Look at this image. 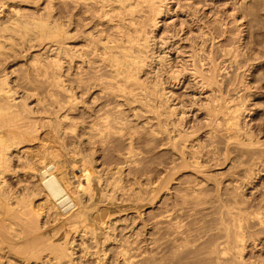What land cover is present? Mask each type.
I'll use <instances>...</instances> for the list:
<instances>
[{
	"label": "rangeland",
	"instance_id": "rangeland-1",
	"mask_svg": "<svg viewBox=\"0 0 264 264\" xmlns=\"http://www.w3.org/2000/svg\"><path fill=\"white\" fill-rule=\"evenodd\" d=\"M190 2H192V3L194 2L193 5H195L197 7L199 6L198 9H200L201 11L199 12L200 17L198 18V20L201 22L200 23L199 22H193V24L188 23L189 25L191 24V30H189V28H188L189 31H187L188 35H189L190 31H192V35L193 34L195 35L197 33L196 30L198 28V25H200V24L202 26L205 25V27H203V30L205 33H207V31H210L208 29L214 27L215 32H216L215 36L217 37L216 38L217 43H216V48H215V51H216L215 54H216V58H217L216 59L217 60L216 61L217 62L216 63L217 64L216 65L217 75H219L218 76L219 77L218 82H219V85L220 84L223 85L221 87H223L222 89L224 90V96H225V98H227L228 101H230V102H228V106L231 105L230 108H232V109H234V107L235 108H240V107L242 108L243 107L242 112H239L240 116H241L239 127L242 126L241 128H239L240 131L239 130L236 131L234 128H232L231 125L229 124L228 119H226L227 116H223V115H220V122H221L220 125H217V127L215 126V128L213 129L212 125L210 126V124H208L209 121L208 120L206 121V119H208V118L206 116L207 111L205 110L204 106L206 104V97H207L206 95H208L207 92H205V91L203 92L202 90H200V88L198 90V87L196 85H193L194 83H192L191 80L190 81L187 80L185 82L180 83L179 85H177V84L176 85L175 84H169L168 85V87H170L168 90L169 93L167 94L169 97L168 98L169 100H168V103L166 106L169 107V105H170L171 108L176 107V108H178V111L185 112L184 114H186V115L183 116L184 118L181 120L182 123L177 121V119H176L177 116L172 118L171 115L167 113L168 114L167 117L170 115V119L172 118L170 120L171 122L165 116L168 121L166 120V118L165 119L162 118L161 119L162 122L160 120V122L162 124V126H161V124H159V120L157 122V118H155L156 115L154 114V116H152L153 114H151V113H154L153 111H150L149 113L143 112V110L144 111L147 110V112H148V110H151V109H147V107L146 108L144 107V109H143V107L141 106L142 104L141 105L139 103H138L139 105L133 104V107L131 106L133 109H131L129 107L132 103L128 104L121 99L120 100L118 99L119 101L115 99V101H117L115 104L112 102L113 98L111 100L110 97H107L110 99L109 104H108L110 107L109 106L106 107L107 111L109 110L108 112L111 111L110 110L111 107H112L111 109H113L114 108L113 106L117 105V107H115V108L119 109L118 107H121L120 109L123 110V112H125V114L122 111H120V109L118 111L122 112L124 115L120 112H118V114H117L116 113L117 110L115 112V108H114L115 113L113 112V110L111 111V114L108 113L109 118H111V120L114 119V116H112V114L113 115L116 114L115 119L117 118L116 119V122H118L117 125H119L120 123L123 122V124H121V125H123V127L120 125L122 127V132L120 133L119 131H121V127L119 126V131H118L116 128L118 126L116 125V123H114L115 119L113 121L109 120L108 121L109 123L113 122V124L110 123V125L112 124V127H110L111 131H112L113 126L115 124V127H114L115 131L113 130L115 133H113L109 130H108L109 131L108 132V131H106V129H105V133H104L103 132L104 130L100 131V129H103V128H102V125L99 126V124L101 122H100L99 118H97V116L100 117V119H101V117L103 115L101 113L104 112V111H102V107L105 108V105H107L108 101L105 102L107 100V98H106V100L105 99H103V101L101 100L102 96H104L105 94L102 95L101 93H99L100 89H97V87H95L97 91L96 90H94V91L96 92V94L97 93L98 94L95 95V92L92 91V89H94L93 88L94 84H93V82L91 84L89 79H87V80H89V82H90L89 84L93 85L92 88H88V86H87V89H88L87 90L85 88L86 86H84V88L80 87V84H78L76 82L77 79H79V76H78V78H76L77 73L79 75L81 74L80 76H82V79H84V82L86 81L88 84V81L85 80L88 77L86 76V78H84L86 74L81 73L82 69L80 67H79L80 70L78 68H77L78 70H76V68H74V65L69 66L68 64H66V67H65L66 69H64L65 72L63 74V77L67 76L66 77L67 81H66V79L65 80L63 79V80H64V84H66V82H68V81L70 82V84L68 83L69 85L67 84L69 87L67 85H65V87L68 89V92L70 91V93H71L72 91L77 92L78 90H80L77 92V96L78 97L82 96V97H80V99L78 98L79 99L78 102L79 103L82 102L83 105H82V103L76 104V106H78V107H76L75 105L71 104V107H72L71 108V107H69L70 103H69V106H68V103H66V104L64 103V102H69V100H68L69 98L67 96H64L67 94L64 92H63L64 94L61 93L64 90L60 91L59 89H61V87H58V90L55 92L57 87H56V84L53 83V81H54L53 77L55 75L56 70L54 72L53 69H55V68L54 67L52 68V65H53L52 63H53V61L55 59V55H56V53H55L56 45H55V42H52V41H54V39L52 37H50V36L45 37V35H42V38L40 37V39L39 38L37 39V37L35 35L30 36V34H29V35H27V38L24 39L25 42L20 39L18 41L19 44H15L16 46L14 45L16 47V49L13 46L14 49L12 50V52H13V54L16 53L15 55H13L12 52L10 51L11 46H9V45H11V43H12L11 41L13 39H16V41H17L18 38L13 37V39L11 41L9 40V42H11L10 44L8 43V41H6L7 43L5 42L6 49H9L8 52L10 54L7 52V50H5V52H6L5 57L6 58L4 57V60H2V58H1V61H2L1 67L2 68H0V70H1L0 76L2 75V73L5 72L9 77V81H10L11 86L16 91L18 90L17 92H19L20 95L25 96V98H26V95H27V97L30 96V97L26 98L27 99L26 102L29 101L28 102L29 108H31L33 111L31 113L32 115L29 114L30 116H32L30 120L35 121V122L37 121L38 128H39L38 129L39 134H37V137L40 135L39 138L41 139V140H39L40 141L38 143L39 145L38 144L35 145L36 142H34V140L30 141L32 146H30V147L26 146L24 148L25 151L26 152L28 151L29 153L27 152L28 153L27 154L24 151L22 157L20 158L21 161L19 159L17 162H15L16 165L18 164L17 166H18V169L20 171V173L18 175L19 179L17 177L15 178V176H13V175L8 176L9 180L7 178V182L9 181L8 184L10 185V187L13 191V195H15V196L19 195L20 196L22 193V189H24V188H26V190L31 189V190H33V192L35 191L38 194L39 190L36 189V185L33 181L34 179L32 178V176L30 177L29 173L26 174L27 168L24 169V166H25V164H27L29 162L34 163V164H39L42 161H44L46 156L45 157H44V155L42 156V154L40 152H41V149L42 150L44 149V151H45L48 148V150H52L56 154L54 156L56 159L52 158L54 164L56 163L55 164L56 168L58 166L61 168V167H63V165L67 164L64 162L65 160H70L71 158L72 159L75 158L73 160V163H74L72 165L73 167L68 166V164L65 165L66 168L68 166V168H70L69 170H72L71 171L72 174L70 173V176H72V177H69L71 179H68V180H70V183L72 186H74V185L77 186V183L79 182L77 187L80 186L79 188H82L81 186L84 184L83 183L84 181L82 180L81 176L83 173H85V170L87 169V165L85 166L86 167L85 170H84V168H81L84 165L81 166L83 164L81 161H79L81 163L77 162L78 161L76 158L78 156L77 154H79V156H81L82 158H85L87 161L90 160V164H92V168H94L93 171L96 174V175L94 174L96 177L94 176V179H93L94 184L91 185L93 187L92 188L89 187L88 190L90 191L91 189H94L96 191V193L94 194L95 191L92 192V190H91V192L93 194H91V192H89V193L91 194L92 198L91 197L88 198V196L85 197V204L84 205L89 209V210L88 209L87 210L91 211V212L96 208L95 214L99 211L102 212V209L104 211H106V209H107L108 213L106 211L107 214L103 219L96 220L97 222L92 221L94 223V225L88 219L87 222L88 223L91 222V225H90L91 230H89V228H87L85 226L83 227V225L81 224L80 228L76 227L74 229L75 230L74 231V230H72L73 226L71 227L70 225H73L72 222H73L74 217L76 215L75 212H78V206H76L72 209H69L68 211L66 210V212H62V211H60V212L55 211L54 212V209H52V211L51 210L47 211L45 209L40 208L41 210L40 209L39 210L41 212V217H40V222H39L40 223L39 224V230L37 232L36 231H28L25 228V226H21L19 228L20 225H18V227H15L16 230L20 229L17 231L21 232V229H22V232H21V234H19V240L17 239V241H15V240H16V238H18V235L13 234L15 236L14 237L15 240H13L14 239L13 235H11V237H9L10 234L6 233V235H8L6 240H8V241L0 244V253H1L0 254V264H6V263L7 264H37V263L38 264H44V263L47 264L46 260H44V259L50 257L49 255H51L50 254L51 251L49 250V248L45 249V247H39L41 249L40 251L42 252V255H39L38 254L39 248L37 250V252H38L37 253L36 252L37 246L35 245L36 246L35 247L33 245L34 239H37V238L40 239V235H41L40 233H42V232L44 233V235L42 234L43 236H41V238L43 240L46 238L45 239L46 242H47V240L49 241V242H47L48 247L52 246L50 243H55L53 245H56L57 243L58 244L63 243L64 239L65 240L69 239L70 247L73 248V249H71V251L73 250V252H74V254L72 255L74 259L71 256V257L63 258L64 260H60V262H59V260H57L59 262V264H167V255L172 257L171 254H173V252L176 251V250L173 251L175 248L174 246H176V248H177V244H175V243H178L179 241H181L185 238V237L184 238L181 237L182 238L181 239L179 237L178 238L179 240L177 239L178 242H176L175 239L170 240L169 242L172 243L171 245H173V242L175 240V243H174L175 245H173V246H171L169 242L167 243V230L169 229V226H170L167 223V211L168 212L171 211V213L173 215L171 213H169V214L171 215V217L173 219L176 216V219H174L173 223L178 219L179 220L178 222H180V220H181V222H183L181 225H183V227H185L186 229L189 226L187 230L183 228L184 229L183 231L185 232V233L183 232L185 234L184 236L187 237L188 235L192 234L194 237V235L198 236L199 234H200L199 236H201V233L203 235L204 233L209 232L208 230H210L211 232H214L218 227H220L219 223L221 224V221H222V220L219 221V223L217 224V222L215 220H219V215L221 216L220 217L221 219L225 218V215H226V213H229V210L231 213L237 212V213H242V215H244L246 213L245 214V218H246V220H245V234H246L247 239L245 242L246 247H245V251H244V262H240L237 260L235 264H241V263L242 264H264V224L263 225L260 224V220L263 221L262 223H264V0H209V1H207V0H192V1H190V0H176L175 2L172 1V3L170 2L171 3L170 6H172V8H174L173 10L176 13V17H175V13H172V15H170L166 19L167 30H171L173 28L174 23L177 25L179 24L177 28H181L182 22H183V26H187V23L185 22L186 20L188 21L187 17L184 16L185 14H181L180 12H179L180 14L177 13L178 11H180L177 9H178L179 3H180V6H182V5L185 6V5H189ZM4 3L6 4V7H5L6 11L3 10V14L2 13L0 14V22H1L0 27H2L1 24H3L4 22L8 23L7 21L12 22L13 20H18V22H20V21L33 22V20H35V21L36 20L37 21L38 20H44V22H45L48 20V21L52 22L54 20V17L56 18V16H57V7L60 6L63 16L69 15L71 13L72 8H73L70 4H68V2L61 4L60 0H53V1L52 0H43V1L42 0H24V1L23 0H4ZM66 4L68 5V7ZM36 5H37V7H36ZM53 10H54V13H53ZM15 12H17V13H15ZM19 12H20V14H19ZM17 16H18V19H17ZM169 27H170V29H169ZM74 33L75 32H73V34H72L73 38H74L73 41L79 42L80 38H78L79 40H77L75 38V35H76V37L79 36L78 31L76 32V34H74ZM77 34H78V36H77ZM28 36L31 38V41H30ZM23 37H26V36H23ZM32 38H34V39L32 40ZM44 38H46L45 39L46 41L43 40ZM183 38L185 40L187 39V38H185V36H183ZM185 40H183V42L180 41V43L176 44L175 46H177V45L179 46V44H180L181 47H183V46L190 44L189 41H188V43H187V41L184 42ZM39 41H41V42H39ZM73 41H69V42L74 43ZM185 43H187V44H185ZM7 44L9 46V48H8ZM40 46L41 47L43 46L42 49H40L41 48ZM34 47H36V48L34 49ZM23 50H24V52H23ZM46 51H47V53H46ZM52 52H54V53H52ZM40 54H41V56H40ZM171 55H172V60H175V58L177 57V54L172 53ZM182 56H184V55H180L173 62L178 64V62H176V61L178 60L180 62V59L183 58ZM40 57L43 59H41ZM178 58H180V59H178ZM12 60H13V62H12ZM235 61H237V62H235ZM32 62L36 63V64L33 65ZM5 64H6V66H4ZM40 64H41V66L43 65V68L44 67H46V68H44V69L42 68L43 70L41 69V66H39V68H38V65H40ZM218 66H219V68H218ZM67 67L70 68V71L76 70L77 72L71 71L72 72L71 73ZM25 69H27V70H25ZM226 70H227V73L224 72ZM78 71H80V73ZM220 71L222 72V74ZM46 72H50V73H47L48 75H46L45 74ZM53 72H54V75L52 76ZM94 72L95 71H93L92 73H94ZM218 72H219V74H218ZM65 73H67L68 75ZM74 74H75V78H74V76L72 78V75H74ZM25 75H26V77H25ZM83 75H84V77H83ZM90 75H92V74H90ZM19 76H20V78H19ZM229 76H230V78H229ZM49 78H51V79H49ZM228 79L230 81H228ZM75 82L80 87V89H78V90L76 89L77 85L73 84ZM225 83H228L230 88ZM53 84H55V86H52ZM70 85H72V86H70ZM51 86H52V88H51ZM226 86H228L229 89L225 88ZM32 87H34V88H32ZM233 88H235V89H233ZM84 89L87 91L90 90L89 92L92 95L90 93L87 94V91L85 92ZM82 90L85 92L86 95L84 93H82V95H81V92H83ZM201 92H203V93H201ZM59 93H61V95ZM98 95H100V96H98ZM84 96H85V99H84ZM95 96H96V100H95ZM105 97L106 96H104V98ZM93 98H94V100H93ZM86 99H87V101H86ZM231 99L233 100V102ZM98 100L102 104H99ZM59 101H60V104H59ZM96 101H98V102H96ZM122 101H123L122 104L125 107H123L121 105V103H119ZM38 102H40V103H38ZM111 102L115 105H113ZM103 103H104V105H103ZM117 103H119L121 106L120 105L118 106ZM61 105H62V107H61ZM100 105H102V106H100ZM111 105H113V106H111ZM236 105H238V106H236ZM138 106H140L142 109ZM65 107H66V109H64ZM73 107H75V108L73 109ZM136 107H138L137 110L138 111L140 110L141 114H140V112H137ZM69 108H70V110H69ZM134 108H135V110H134ZM31 109H30V112H31ZM98 109L101 110V113H100L101 116H100V114H98L99 113ZM88 110H90V111H88ZM133 110L138 115H134ZM167 110H168V108H167ZM54 111H55V113H54ZM61 111H63V112H61ZM119 113L123 116H121ZM59 114H60V116L58 117ZM94 114L96 115V118H95ZM50 115H52V116H50ZM53 115H54V117H53ZM118 115L121 117L118 118ZM30 116H28V117H30ZM56 116L58 117L57 120H56ZM110 116H112V117H110ZM123 117H124L125 121L123 120ZM75 118H76V120H75ZM120 118L123 120L122 122H119L121 120ZM81 119H83L85 121V123ZM118 119H119V121H118ZM71 120L73 121V123ZM163 120H165L166 123L165 122L163 123ZM90 121H94V122H91L92 123L91 124ZM101 121H102V119H101ZM61 122H64V123H61ZM75 122H77V123H75ZM97 122H100V123H97ZM225 122L227 123V125L228 124L230 125V128H227L228 126H226ZM59 123L62 125V126L60 125V127H62L60 130H62L63 132L62 131L58 132V133H60V136H58V139L59 138L60 139L57 140L54 137L56 135L54 133L53 128L55 127V125H57ZM94 123L98 124L97 127L99 126V128H100V129L99 128L97 129V130H99L97 132L94 130V128H97ZM103 123L104 122H102L101 124H103ZM206 123L208 124L207 126H206ZM224 123H225V125H224ZM75 124H76V126H75ZM88 124H89V126H88ZM177 124H178V127H177ZM43 125H44V127H43ZM69 125L70 126L74 125L73 126L74 128L72 126L70 128ZM221 125H223V126H221ZM52 126H54V127H52ZM93 126H95V127H93ZM146 126H148V127H146ZM175 126H176V128H174ZM49 127H50V129L47 130V128H49ZM161 127H162V129L167 128V129H169L168 132H170V131L171 132L166 133V132H163V130L161 131ZM158 128H160L159 129L160 131H157ZM226 128H227L228 132L225 131ZM85 129H86L87 133H86ZM167 129H165L164 131H166ZM175 129H179L178 135L180 133L181 134L183 133L184 135H182V136H186V138L181 137L182 140L179 139L180 141L177 143L178 144L177 146H179V147L174 146V144H172V142H169V139H167V138H169V136L177 134V130H175ZM228 129L229 130L231 129L232 131L230 130V132H229ZM90 130H92V132H95L94 135H96V136H98L100 134L99 132H102L101 134H106L108 132L110 135L108 134V137H107V135L104 136V135L100 134L98 136L100 138H98V137L95 138L93 133H91V132L89 133ZM153 130L156 131L158 134L156 132H154ZM180 130H181V132H180ZM116 131H118V132H116ZM132 131H133V133H132ZM238 131H239V134H238ZM48 132H49V134H48ZM66 132H68V133H66ZM172 132H174V134ZM96 133H99V134H96ZM122 133L123 134L125 133L124 136L122 135ZM162 133H164V134H162ZM51 134L54 135L53 138L49 137ZM155 134H157V135H155ZM165 134H166V137L169 134H171V135H169L166 138ZM234 134L236 136L237 135L238 136L236 137ZM245 134L246 135L248 134V138ZM121 135H122V137H120ZM91 136L92 137L94 136V137L92 138ZM101 136L105 137L106 139L103 138L104 139L103 140L101 138ZM189 136L191 138H187ZM244 136H246V137H244ZM87 138H89V139H87ZM91 138L94 140V142H93V140H90ZM53 139H54V141L55 140H57V141L54 142ZM88 140L91 142H89ZM193 140H194V143L199 144V145H195V147H196L195 150H197V152H199L198 156H199V158H201L200 162L202 161L201 163H202L203 168L200 169V171L202 170L201 172L199 171V169L196 170V169H194V167H187V165L185 167L181 168L182 163H183V161H182L183 157H181L183 155L181 154L182 153L181 151L182 150H184V151L186 150L187 152L193 151L191 149V144H192ZM100 141H102V142H100ZM243 141L245 142L244 144H243ZM184 142H185V144H184ZM170 143L172 144L173 147L171 145H169ZM42 145H44V146H42ZM39 146L41 149L39 148ZM177 148L181 149V150L179 149L180 154H179ZM197 148H200V151ZM59 149H60V151H59ZM73 149H74V151H73ZM61 152H64V153H61ZM65 152H67V153H65ZM129 153H130V155H129ZM93 154H94V156H93ZM27 155H28V157H27ZM72 155H73V157H72ZM88 158H90V159H88ZM55 160H56V162H55ZM62 160H64L63 161L64 164H61L62 165L61 166L60 163H63ZM181 161H182V163L180 164L179 162H181ZM58 162H59V165H58ZM188 162H190V161H188ZM93 164H94V166H93ZM74 165H76V166H74ZM176 166H177V168H176ZM188 166H191V165L188 163ZM59 167L57 169H59ZM186 167H187V169H186ZM174 168H176V169L174 170ZM75 169H77L78 171ZM195 170H196V172H195ZM198 172H200V173H198ZM25 174H26V176H25ZM74 179L76 181H74ZM72 181L75 184H73ZM80 182H82V185ZM196 182L198 184H196ZM19 184H20V186H19ZM116 184H117L118 188H117ZM119 185H120V187H119ZM33 186H35V187H33ZM99 186H100V188H99ZM139 187H140V189H139ZM197 187H198V189H197ZM34 188L38 191L34 190ZM193 188H196V189L194 190ZM14 193H16V194H14ZM127 193H128V195H127ZM38 195L40 197V192ZM180 196H182V197H180ZM93 197L95 198L94 200H93ZM107 197H108V199H107ZM90 199L94 202H91ZM111 199L113 202L111 201ZM114 199H115V201H114ZM184 199H185V201H184ZM36 200H37V197H34L33 205L38 206L39 203ZM103 200H104V202H103ZM107 200H109V201H107ZM106 202L107 203L109 202V203L107 204ZM87 203H89V204L87 205ZM111 204H113V205H111ZM245 205H247V206H245ZM97 207L99 208V211H96L98 209ZM226 208L228 209V211ZM257 209L258 210L260 209V211H258ZM223 210L224 211L226 210V211L224 212ZM104 211H103V213H104ZM252 211L253 212L255 211V213H253ZM256 211H258V212H256ZM56 212H58V214H56ZM259 212H262V213L260 214ZM59 213H60V215H59ZM93 213H91V214H93ZM222 213L224 214L223 215L224 217L222 216ZM252 213H253V215L254 214L255 215L253 216ZM104 214L102 215V217L104 216ZM247 214H249L248 217H250V218L247 217ZM98 215H100V217H101V213H99ZM226 218H228V214L226 215ZM95 222L98 224H96ZM68 223H69V225H67ZM99 224L102 227L104 226L105 230L103 229V231L102 230L100 231V229H98L96 226V225H98V227H99L100 226ZM215 225L217 226L216 228L213 227ZM247 225H248V227H247ZM199 227H204V228L206 227L205 229H207V231L205 229L203 231V230H201L203 228L200 229ZM210 227L212 228V230L215 228L214 231H212L210 229ZM85 228L87 229V231ZM193 228H194V231H192ZM77 229H79V231ZM189 230H190V234H189ZM198 230L200 232L199 234H198ZM94 231L96 232V234ZM170 231L172 232V230H170ZM186 231H187V233H186ZM255 231H256V233H255ZM38 232H39V234H38ZM86 232H87V234H86ZM92 232H94V233L92 234ZM89 233H90V235H89ZM251 233H253V234H251ZM10 240L15 241V243H13V241H10ZM20 240H22V241H20ZM57 240H58V242H57ZM19 242H21V243H19ZM181 242L179 244H181ZM200 242L201 241L196 242L197 247L195 245H193L194 247L191 246L192 247L191 250H194V251L187 249V250L181 252L182 254H180L178 252V254H180V255H176V258L174 259V261H176V262H174V264H188V263L193 262L194 260L196 261L197 258L203 257V255L200 252H203L202 250H204L205 244H202V242L201 243ZM197 243H199V244H197ZM14 244H16L17 246H15ZM13 245L15 246V249H14V247H12ZM25 245L27 246L28 250L26 249ZM33 246H34V248H33ZM198 246H199V248H198ZM200 246H201V248H200ZM30 247H31V249H30ZM168 247H169V249H168ZM16 249H18V250H16ZM20 249L22 250L21 252L26 251L25 252L26 254L19 252ZM197 249H199V251H197ZM200 249H201V251H200ZM30 250L33 251L34 255H32ZM187 251H189L188 254H187ZM34 252L37 254H35ZM28 254H29V256L32 255L31 258L28 256ZM44 254H46L45 257H39L41 259H37L38 258L37 255L43 256ZM188 255H190V256H188ZM193 255H195V257ZM1 256L3 257L2 259H1ZM33 256L36 258H34ZM54 256H55V254L52 255L51 257L54 258ZM106 256H107V258H106ZM125 260H127V261H125ZM3 261H4V263H1ZM53 261H55V260H53ZM42 262H44V263H42ZM58 262H56V263L58 264ZM56 263L53 262V264H56Z\"/></svg>",
	"mask_w": 264,
	"mask_h": 264
},
{
	"label": "bare ground",
	"instance_id": "bare-ground-1",
	"mask_svg": "<svg viewBox=\"0 0 264 264\" xmlns=\"http://www.w3.org/2000/svg\"><path fill=\"white\" fill-rule=\"evenodd\" d=\"M172 1L175 2L176 0L175 1L174 0H67V1L66 0H60L61 4L68 2V4H70L73 8H72L71 13L69 15L63 16L62 10H61L60 6L57 7V16H56V18L54 17V20L52 22H50L48 20L45 21V22H44V20H38V21L37 20L36 21L33 20V22H30V21H28V22L20 21L21 22L20 23V22H18V20H13L12 22H9V21H7L8 19L6 18L7 19L6 21L8 23L4 22L3 24H1L2 27H0V68H2L1 67L2 66L1 58H2V60H4V57L6 56L5 50H7V52L9 50V49H6V45H5V42L6 41H8L9 44L12 42L11 45H9V46H11L10 47V49H11L10 51L12 52V50L14 49L13 46L15 44H19L18 41L20 39L24 41V39H26L27 38V35H29V34H30V36L31 35H35L37 37V39L38 38L40 39V37L42 38V35H45V37L46 36H48V37L50 36V37H52L54 39V41H52V42H55V45H56V48H55L56 49V51H55L56 55H55V59H54V61L52 63L53 64L52 65V68L53 67L55 68V69H53L54 72L56 70L55 75H54V72L52 74V76L54 75V77H53V80H54L53 83H55L56 84V87H57L56 90H55V92L58 90V87H61V89H59L60 91L61 90H64L61 93L64 92V93L67 94V95H64V96H67L69 98L68 99L69 102H64V103L65 104L68 103V106H69V103H70V106L69 107H71V104H73V105L76 106V104H81L82 103V102H80V103L78 102V100L80 99V97H82V96H79V97L77 96V92L80 91L78 89H80V87L81 88H84V86H86L85 87L86 89H87V86H88V88H92L93 85H91V84L93 82V84H94L93 88L94 89H92V91L96 90L95 87H97V89H100L99 93H101L102 95L105 94L104 96H106L104 98V96L101 95L102 96V99H101L102 101H103V99L106 100L107 97H110L111 100L113 98L114 101H115V99L116 100H118V99L120 100L121 99V100L125 101L128 104L132 103L130 105V107H129L131 109H133L132 108L133 107V104H136V105L138 103L140 105L142 104L141 106L143 107V109H144V107L145 108L147 107V109H151V110H148V112H147V110L146 111L143 110V112L149 113L150 111H153L154 113H151V114H153L152 116H154V114L156 115L155 118H157V122L159 120V124H161V122H162L161 119L162 118L165 119L168 114H170L172 118L175 117V116H177V118H176L177 121L178 122H181V120L184 118L183 116L186 115V114H184L185 112L178 111V108H176V107L171 108L169 104H168L169 107L166 106L167 103H168V100H169L168 99L169 97H168L167 94L169 93L168 90H169L170 87H168V85L169 84H175V85L177 84V85H179L182 82H185L187 80L188 81L191 80V82L194 83L193 85H196L198 87V90L200 88V90H202L203 92L205 91L208 94V95H206L207 96L206 97V104L204 106L205 110L207 111V115L206 116H207L208 119H206V121L207 120L209 121L208 124H210V126L212 125V127L214 129L215 126L217 127V125H220V123H221L220 122V115H223V116H227L226 119H228L229 124L231 125L232 128H234L236 131L239 130V128L242 127V126L239 127L240 126V124H239L240 123V117H241L239 112H242V110H243L242 108L243 107L242 108L240 107L241 109L240 108H235L233 106L234 105L233 104L232 106L234 107V109L230 108L231 105L228 106V102H230V101H228L227 98H225V96H224V90L222 89L223 87H221L223 85H221V84L219 85V82H218V79H219L218 76L219 75H217V67H216V65H217L216 64L217 63L216 62L217 61L216 59L217 58H216V54H215V52H216L215 51V48H216V43H217L216 42L217 41L216 38L217 37L215 36V33L216 32H215L214 27L208 29L210 31H207L206 30L207 33H205L204 30H203V27H205V25L203 24L204 26H202L200 24V25H198V28L196 27L197 28V30H196L197 33L195 35L194 34L192 35V31H190L189 32V35H188V32L187 31L191 30V24H193V22H199V23L201 22V21L198 20V18L200 17L199 16V12L201 11L200 9H198L199 6L197 7V6L193 5L194 2L193 3L190 2V4L188 3L189 5H185V6H183V5L180 6V3H179L178 9H177V10H180L177 13L180 12L181 14H185L184 16L187 17L188 21L185 19L186 20L185 22L187 23V26H183V22H182L181 28H177L179 24L177 25V24L174 23L173 24V28L171 30H167V22H166V19L170 15H172V13H175V11L173 10L174 8H172V6H170V4L172 3ZM190 1H192V0H190ZM207 1H209V0H207ZM5 7H6V4L4 3V0H0V14L1 13L3 14V10H5ZM36 7H37V5H36ZM67 7H68V5H67ZM15 13H17V12H15ZM53 13H54V10H53ZM19 14H20V12H19ZM175 17H176V13H175ZM17 19H18V16H17ZM188 23H191V24L189 25ZM188 28H189V30H188ZM169 29H170V27H169ZM77 31H78L80 37L77 34L78 37H76V35H75V38L77 40H79L78 38H80V41L79 42H74L73 41L74 38H73V35L72 34H73V32H75L74 34H76ZM23 36H26V37H23ZM183 36H185V38H187V39L185 40L183 38ZM13 37L14 38H18V40L16 41V39H13ZM29 39L31 41V38L30 37H29ZM33 39L34 38H32V40ZM45 39L46 38H44L43 40H45ZM9 40L10 41L12 40V41L9 42ZM183 40H185L184 42L187 41V43L189 41L190 44H188L186 46H183V47H181L180 44H179V46L178 45L175 46L176 44L180 43V41L183 42ZM69 41H73L74 43H71ZM39 42H41V41H39ZM187 43H185V44H187ZM7 46H8V44H7ZM9 46H8V48H9ZM42 47L40 49H42ZM35 48L36 47H34V49ZM15 49H16V47H15ZM23 52H24V50H23ZM46 53H47V51H46ZM52 53H54V52H52ZM172 53L173 54H177V57H179L180 55H184V56H182L183 57L182 59H180L181 57L178 58V59H180V62L178 60L176 61V62H178V64L175 63V62H173V61L176 60L177 57L175 58V60H172V55H171ZM12 54H13V52H12ZM15 54H13V55H15ZM41 54H40V56H41ZM41 59H43V58H41ZM12 62H13V60H12ZM235 62H237V61H235ZM34 64H36V63H33V65ZM66 64H68L69 66L70 65H74V68H76V70H78V69L80 70V68H81L82 71H83V72L81 71V73H85L86 74L85 77H84V75H83V77L86 78V76H87L88 78H86L85 80L89 79L90 82H91V84H89L90 83L89 80H87L88 81V84H87L86 81L84 82V79H82V76H80L81 74L79 75L77 73L78 75L76 74V76H77L76 78H78V76H79V79H77L76 82L78 84H80V87L75 82L73 84L77 85V88L76 89L78 91L77 92L76 91L75 92L72 91L71 92L72 94L70 93V91L68 92V89L65 87V85H67L68 83L70 84V82L68 81V82H66V84H64V80L66 79V81H67V78H66L67 76L66 77H63V74L65 72L64 69H66L65 68L66 67ZM4 66H6V64ZM39 66H41V64L38 65V68H39ZM42 68H43V65L41 66V69ZM44 68H46V67H44ZM218 68H219V66H218ZM68 69L70 71V68H68ZM25 70H27V69H25ZM76 70L75 71H72L71 70V71L72 72H77ZM93 71H95V72L92 73ZM78 72L80 73V71H78ZM224 72L227 73V70L224 71ZM47 73H50V72H46L45 74L48 75ZM65 74H67V73H65ZM90 74H92V75H90ZM218 74H219V72H218ZM221 74H222V72H221ZM73 76L75 78V74L72 75V78H73ZM25 77H26V75H25ZM19 78H20V76H19ZM229 78H230V76H229ZM49 79H51V78H49ZM228 81H230V80L228 79ZM228 83H225V84L228 85ZM55 84H53L52 86H55ZM72 85H70V86H72ZM52 86H51V88H52ZM228 86H226L225 88H228ZM32 88H34V87H32ZM229 88H230V86H229ZM233 89H235V88H233ZM87 90H85V92ZM17 91L11 86L8 75L5 72L2 73V75L0 76V244L3 243V242L8 241V240H6V238L8 237V235H6V233H9L10 234L9 237H11V235H13V234L18 235V238H16V240L14 238L15 236L13 235V238H14L13 240H15V241H17V239L19 240V234H21L22 229H21V232L17 231V230H20V229H17L16 230V228H15V227H18V225H20L19 228L21 226H25V228L28 231H36L37 232L39 230V224H40L39 222H40V217H41L40 210L41 209H45L47 211L48 210H51L52 211V209H54V212L55 211L66 212V210L68 211L69 209H72V208L78 206V212H75L76 215H75L74 220L72 222L73 225H70L71 227L73 226L72 227V230H74L76 227L77 228L78 227L80 228V225L81 224L83 225V227L85 226V227L89 228V230H91L90 229L91 228L90 227L91 222L92 221L94 222L96 220L103 219L106 216V214L108 213V211L106 209V211H107V213H106V211H104L102 209V212H100L99 211V208H98L99 206H98L97 207L98 209L96 211H99V212H97V213L98 214L101 213V217L105 213L104 216L101 218L100 215H98L97 213L95 214V209L96 208L91 212V211H88L89 209L84 205L85 204V197H87V196H88V198L91 197V194H93L92 192L95 191L94 189H91L93 187L91 185L94 184L93 183V179H94V176L96 174L93 171L94 168H92V164H90V160L87 161L85 158H82L81 156H79V154H77L78 156L76 155L77 156L76 158L78 160L77 162L81 161L83 163L81 166L84 165L83 167H81V166L80 167L81 168H84V170H85L86 169L85 166L87 165V169L85 170V173H83L82 176H81L82 180L84 181L83 182L84 183L83 185H82V182H80L81 185H82L81 186L82 188H79L80 186L77 187L79 182L77 183V186L76 185L72 186L71 183H70V180H68V179H71L69 177H72V176H70V173L72 174V172H71L72 170H69L70 168H68V166L73 167L72 166L74 164L73 163V160L75 158H73V159L71 158L70 160H65V161L62 160V162L64 161L65 163L68 164V166H67L68 169L65 166L67 164L63 165V167H61V168L58 166L59 169H57L58 167L56 168V166H55L56 163L54 164L53 159H52V158L56 159L54 157L56 155L55 152L52 151V150H48V148H47V150L44 151V149L42 150L40 148V146H39V148L41 149V152L40 153L42 154V156L43 155H44V157L46 156L45 159H44V161H42V162L40 161L41 163H39V164H34V163L29 162V163L25 164L24 169L27 168L26 174L29 173L30 174V177L32 176V178L34 179L33 180L31 178L34 181L35 185H36V189H38L39 192H40V197L38 195L39 192L37 194V192L34 191L35 192L34 193L33 190H31V189H29V190L27 189L26 190V188L22 189V193H21L20 196L19 195L18 196L13 195V191H12L10 185L8 184L9 181L7 182V178H8V176L13 175V176H15V178L17 177L19 179V176L18 175H19L20 171H19L18 166H17L18 164L16 165L15 162H17L22 157V155H23V153L25 151L24 148L26 146H29V147L32 146V144L30 143V141H33L34 140V142H36L35 145H37L40 142L39 140H41L39 138L40 135L37 137V134H39V131H38L39 128H38L37 121L35 122V121H31L30 120L32 116H30L29 114H31L33 111H32L31 108H29V103H28L29 101L26 102V100H27L26 98H28L30 96L27 97V95H26V98H25V96L20 95V93L17 92ZM89 91H87V94L90 93ZM85 92L84 91L81 92V95H82V93L85 94ZM203 92H201V93H203ZM61 93H59V94L61 95ZM97 94L95 92V95H97ZM98 96H100V95H98ZM84 99H85V96H84ZM108 99L109 98H107V100L105 101V102L108 101L107 102V105H105V108L102 107V111H104V112L101 113V110L98 109V111H99L98 114H100V113L103 114L102 117H101L102 121H101L100 117L97 116V118H99V120H100L101 123L102 122H104V123L101 124L100 122H97V123H100L99 126L102 125V128L103 129H100L99 126L97 127L98 124H95L94 123L96 125V127H97V128H94V130L96 132L99 131V130H97L98 128L100 129V131L104 130L103 131L104 133H105V129H106V131H108V130L111 131V128L110 127H112L113 122H110V123H112L111 125L108 122L109 120H111V118H109V114H111V111L112 110L114 112V108L117 107V105L116 106H113V105H115L117 101L114 102L112 100V102L115 103V104H113L111 102L113 104L111 106H113L114 108L111 109L112 108L111 107L110 108L111 111L108 112L109 110L107 111V109H106V107L109 106L108 104H109L110 99L109 100ZM93 100H94V98H93ZM95 100H96V96H95ZM86 101H87V99H86ZM98 101H96V102H98ZM123 101L122 102H119V103H121L122 106H123V104H122ZM232 102H233V100H232ZM38 103H40V102H38ZM104 103H103V105H104ZM119 103H117L118 106L120 105ZM59 104H60V101H59ZM99 104H102V103H100V101H99ZM82 105H83V103H82ZM100 106H102V105H100ZM236 106H238V105H236ZM61 107H62V105H61ZM76 107H78V106H76ZM123 107H125V106H123ZM138 107H140V106H138ZM138 107H136V110H137ZM74 108L75 107H73V109ZM118 108L120 109L121 107H118ZM167 108H168V110H167ZM30 109H31V112H30ZM64 109H66V107ZM119 109H116L115 108V112L117 110V112H116L117 114L120 111L123 112V110H121V109H120V111H118ZM69 110H70V108H69ZM134 110H135V108H134ZM134 110H133L134 115H138ZM88 111H90V110H88ZM61 112H63V111H61ZM122 112H120V113H122ZM137 112H140V110L139 111L137 110ZM54 113H55V111H54ZM123 113L125 114V112H123ZM95 114H94V116L96 118V115L97 114L96 115ZM101 114H100V116H101ZM140 114H141V112H140ZM115 115L112 114V116H114V119H115ZM123 115H121V116H123ZM170 115L167 117L169 119V121L172 119V118L170 119ZM28 116H30V117H28ZM50 116H52V115H50ZM59 116H60V114L58 115V117ZM112 116H110V117H112ZM121 116L118 115V118L121 117ZM53 117H54V115H53ZM58 117L56 116V120H57ZM124 117H123V120H124ZM167 118H166V120H167ZM83 119H81V120H83ZM114 119H112L111 121H113ZM116 119L114 120V123H116V125H117L118 122H116ZM75 120H76V118H75ZM123 120L121 119L119 121V119H118L119 122H122ZM160 120H161V122H160ZM83 122L85 123L84 120H83ZM91 122H94V121H90V123ZM164 122H165V120H163V123ZM61 123H64V122H61ZM72 123H73V121H72ZM75 123H77V122H75ZM225 123H224V125H225ZM121 124H123V122L120 123L119 125H117L118 127H116L118 131H119V126ZM208 124L206 123V126ZM229 124L227 125V123H226V126H228L227 128H230V125ZM60 125L61 124L59 123V124L55 125V127L52 126V127H54L53 129H54V133H55L56 136H54V135L51 134L49 137H52L53 138V136H54L57 140L60 139V138L58 139V136H60V133H58V132L59 131H62V130H60L62 128V127H60ZM71 126L69 125L70 128H71ZM75 126H76V124H75ZM88 126H89V124H88ZM121 126L123 127V125H121ZM161 126H162V124H161ZM221 126H223V125H221ZM43 127H44V125H43ZM93 127H95V126H93ZM114 127H115V124L113 126L112 131H111L113 133H115L114 132L115 131L114 130ZM122 127H121V131H119L120 133L122 132ZM146 127H148V126H146ZM177 127H178V124H177ZM174 128H176V126ZM227 128H226L225 131H227ZM48 129H50V127L47 128V130ZM159 129L160 128H158L157 131H160ZM165 129H167V128L162 129V127H161V131L163 130V132H166L167 133L169 129H167L166 131H164ZM175 130H177V134H174V132H172L174 135H171L172 134L171 133V134H169L171 136L167 135V137L169 136V138H167L166 137V134H165V137L167 139H169V142H172V144H174V146H177L178 145L177 143L180 141L179 139H181V137L182 138L183 137L186 138V136H182V135H184L183 133L182 134L180 133L178 135V132H179L178 130L179 129H175ZM230 130H229V132H230ZM85 131H86V129H85ZM118 131H116V132H118ZM239 131H238V134H239ZM49 132H48V134H49ZM90 132L93 133V135L95 133V132H92V130H90L89 133ZM108 132L106 134H101L102 132H99V133L101 135H104V136L107 135V137H108V134H109ZM154 132H156V131H154ZM170 132H168V133H170ZM180 132H181V130H180ZM66 133H68V132H66ZM86 133H87V131H86ZM99 133H96V134H99ZM132 133H133V131H132ZM124 134L122 133L123 136H124ZM157 134H155V135H157ZM162 134H164V133H162ZM122 135L120 137H122ZM94 136H95V138L98 137L96 135H94ZM246 136L248 138V134ZM246 136H244V137H246ZM89 138H87V139H89ZM92 138L90 140H93ZM98 138H100V137H98ZM101 138L103 139L105 137L101 136ZM187 138H191V137L189 136ZM57 140H55V141H57ZM53 141H54V139H53ZM89 142H91V141H89ZM93 142H94V140H93ZM100 142H102V141H100ZM244 143L245 142L243 141V144ZM172 144L170 143L169 145L172 146ZM184 144H185V142H184ZM195 145H199V144L198 143H194V140H193V142L191 144V149L193 151H190V152H187L186 150H185L186 152L184 150L181 151L182 152L181 154L183 155V156L180 155L181 157H183V160L180 158L183 161V163H182V161L179 162L180 164L182 163V167L181 168L185 167L186 165H187V167H194V169H196V170L199 169V171H200L201 168H203L202 163H201L202 161L200 162L201 158H199V156H198L199 155L198 154L199 152H197V150H195V148H196ZM42 146H44V145H42ZM177 147H179V146H177ZM179 149L177 148L178 152H179ZM197 149L200 151V148H197ZM59 151H60V149H59ZM73 151H74V149H73ZM61 153H64V152H61ZM65 153H67V152H65ZM179 154H180V152H179ZM129 155H130V153H129ZM93 156H94V154H93ZM27 157H28V155H27ZM72 157H73V155H72ZM88 159H90V158H88ZM20 161H21V159H20ZM188 161H190V162H188ZM55 162H56V160H55ZM64 162L63 163H60V165L61 164H64ZM81 162H79V163H81ZM188 163L191 166H188ZM94 164H93V166H94ZM58 165H59V162H58ZM74 166H76V165H74ZM187 167H186V169H187ZM176 168H177V166H176ZM176 168H174V170ZM75 170H77V169H75ZM196 170H195V172H196ZM200 172H198V173H200ZM26 174H25V176H26ZM8 180H9V178H8ZM74 181H76V180L74 179ZM72 183H73V181H72ZM73 184H75V183H73ZM196 184H198V183L196 182ZM19 186H20V184H19ZM116 186H117V184H116ZM33 187H35V186H33ZM89 187H91L90 189L92 190V192H91V190L90 191L88 190ZM119 187H120V185H119ZM99 188H100V186H99ZM117 188H118V186H117ZM36 189L34 188V190H36ZM139 189H140V187H139ZM193 189L195 190L196 188H193ZM197 189H198V187H197ZM38 190H36V191H38ZM89 192H91V194ZM95 193H96V191L94 192V194ZM14 194H16V193H14ZM127 195H128V193H127ZM34 197H37V200L36 201H38V203H39L38 206L33 205ZM180 197H182V196H180ZM94 199L95 198L93 197V200ZM107 199H108V197H107ZM107 201H109V200H107ZM111 201H112V199H111ZM114 201H115V199H114ZM184 201H185V199H184ZM91 202H94V201L91 200ZM103 202H104V200H103ZM88 204L89 203H87V205ZM111 205H113V204H111ZM245 206H247V205H245ZM103 211H104V213H103ZM227 211H228V209H227ZM258 211H260V209ZM258 211H256V212H258ZM91 213H93V214H91ZM169 213H171V211L170 212L167 211V223H168V225H170L169 226V229L171 228L170 230H172V232L169 229H168L169 231L167 230V243L170 240H173V239H175L176 242H178L177 239L179 237L180 238L181 237L182 238L185 237V238L183 240H181L182 242L179 241L178 243H175V240H174L173 245L177 244V248H176V246H174L175 248H174L173 251H175V250L176 251L173 252V254H171L172 257H170V256L167 255V264H174V262H176V261H174V259L176 258V255L182 254L181 252H183V251H185L187 249L191 250L192 249L191 246H193V245L196 246V242H199V241H201L202 244H205L204 245L205 248H204V250H202L203 252H200L203 255V257L197 258L196 261L193 259L194 261L191 262V263H188V264H235L237 260L240 261V262H244V251H245V247H246L245 246V242H246V239H247L246 238V234H245V220H246L245 214L246 213L244 215H242V213H237V212L236 213H233V212L231 213L230 210H229V213H226V215L228 214V218H226V215H225V218L226 219L225 218H222L221 219L220 218L221 216L219 215V220H215L217 222V224L219 223V221L222 220L221 221V224L219 223L220 227H218L215 231H214V229L217 227L216 225L213 226V227H215L213 230L210 227V229L212 231H214V232H211L210 230H208L209 232H206L203 235L201 233V236H199L200 235L199 234L200 233L199 230L201 228H203L201 230L204 231V229L206 228V227L205 228L204 227H199L200 228L198 230V234L199 235L198 234H197L198 236H195L194 235V237H193L192 234H191L192 236L191 235H188L187 237L184 236L185 235L184 234L185 232L183 230L186 229V228L183 227V225H181L183 222H181V220H180V222H178L179 220L177 219L173 223L174 219H176V216L174 215L175 218L173 219ZM223 213H222V216L224 215ZM253 213H255V211ZM253 213H252V215H253ZM259 213L261 214L262 212H259ZM56 214H58V212H56ZM59 215H60V213H59ZM248 215L249 214H247V217H248ZM248 218H250V217H248ZM88 219L91 221L90 223L87 222ZM262 222L263 221L260 220V224L263 225L264 223H262ZM96 224H98V223H96ZM67 225H69V223ZM93 225H94V223H93ZM96 226H97L98 229H100V231L101 230L103 231V229L105 228L104 226L102 227L101 225L99 227H98V225H96ZM188 227H187V229H188ZM247 227H248V225H247ZM77 230L79 231V229H77ZM205 230L207 231V229H205ZM86 231H87V229H86ZM192 231H194V228L192 229ZM94 232H92V234ZM90 233H89V235H90ZM186 233H187V231H186ZM255 233H256V231H255ZM38 234H39V232H38ZM40 234H41L40 235V239H38V238L37 239H34V242L33 241L32 242H33V245L34 246L35 245L37 246V247L35 246L36 247V252H37V250H38L39 247H45V249L49 248V250L51 251V253H50L51 255H49L50 257L44 259V260H46V263L47 264H53V262L56 263V262H58L57 260H59V262H60V260H64L63 258L71 257L74 254L73 250L71 251V249H73V248L70 247L69 239L68 240L67 239L66 240L64 239V242L63 243H59V244L57 243L56 245H53L55 243H50L52 246H49L48 247V243L47 242H49V241L47 240V242H46L45 241L46 238L44 240L41 238V236L44 235L43 232L40 233ZM86 234H87V232H86ZM95 234H96V232H95ZM189 234H190V230H189ZM251 234H253V233H251ZM13 240H10V241H13ZM15 241H13V243H15ZM20 241H22V240H20ZM57 242H58V240H57ZM180 242H181V244H179ZM19 243H21V242H19ZM171 244L172 243H170V245ZM197 244H199V243H197ZM14 245L17 246L16 244H14ZM14 245L12 247H14V249H15V246ZM173 245H171V246H173ZM34 246H33V248H34ZM198 248H199V246H198ZM200 248H201V246H200ZM18 249H16V250H18ZM26 249H27V246H26ZM30 249H31V247H30ZM168 249H169V247H168ZM32 250H30V251H31L32 255H34ZM40 250L41 249L39 248V250H38L39 253L38 252L37 253L39 255H42V252ZM21 251L22 250L20 249L19 252H21ZM191 251H194V250H191ZM197 251H199V249H197ZM200 251H201V249H200ZM25 252L23 251L21 253H25ZM178 252L180 254H178ZM37 253H35V254H37ZM188 253H189V251H187V254ZM54 254H55V256H54V258H52L51 256L54 255ZM39 255H37L38 256L37 259H41L39 257H45L46 254H44L43 256H39ZM28 256H29V254H28ZM31 256H29V257L31 258ZM188 256H190V255H188ZM193 256L195 257V255H193ZM2 258L3 257L1 256V259ZM34 258H36V257H34ZM72 258H73V256H72ZM106 258H107V256H106ZM53 260H55V261H53ZM125 261H127V260H125ZM44 262H42V263H44ZM59 262H58V264H59ZM1 263H4V261L1 262Z\"/></svg>",
	"mask_w": 264,
	"mask_h": 264
}]
</instances>
